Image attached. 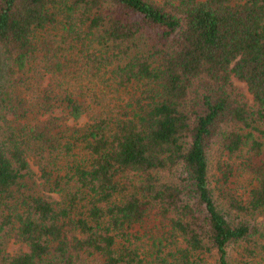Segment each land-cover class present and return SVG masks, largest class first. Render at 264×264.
Returning <instances> with one entry per match:
<instances>
[{
    "label": "trees",
    "instance_id": "trees-1",
    "mask_svg": "<svg viewBox=\"0 0 264 264\" xmlns=\"http://www.w3.org/2000/svg\"><path fill=\"white\" fill-rule=\"evenodd\" d=\"M235 246L264 264V0H0V264Z\"/></svg>",
    "mask_w": 264,
    "mask_h": 264
},
{
    "label": "rangeland",
    "instance_id": "rangeland-1",
    "mask_svg": "<svg viewBox=\"0 0 264 264\" xmlns=\"http://www.w3.org/2000/svg\"><path fill=\"white\" fill-rule=\"evenodd\" d=\"M158 2L161 1V0H157ZM236 84L242 88H245V85L239 81H235ZM210 161H211V164L214 165L215 162H217L220 157H222V150H221V146L219 144V142H217L214 146H213V149L210 150ZM215 167L212 168V171H214ZM8 251L11 253V254H14V253H17V252H20L21 250H27V248L25 247V245H22L21 243L19 242H16L15 240H11L10 243L8 244ZM240 248L238 246H235V247H232V257H233V262L232 264H239V258H238V254H239V257H240Z\"/></svg>",
    "mask_w": 264,
    "mask_h": 264
}]
</instances>
